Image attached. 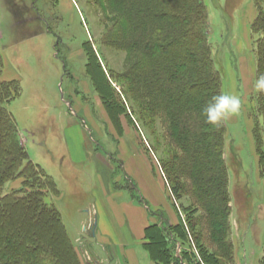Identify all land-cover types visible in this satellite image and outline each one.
<instances>
[{"label": "rangeland", "instance_id": "obj_1", "mask_svg": "<svg viewBox=\"0 0 264 264\" xmlns=\"http://www.w3.org/2000/svg\"><path fill=\"white\" fill-rule=\"evenodd\" d=\"M203 1L222 92L242 99L241 112L224 121L223 159L231 211L229 214L225 209L221 220L224 226L227 219L230 224L236 221L240 235L234 232V240L245 231L247 238L241 248L242 253H248L259 246L264 230V174L260 172L255 134L262 118L253 87V72L258 74L256 41L262 33H254L251 27L259 11L264 14V4L256 6L253 0ZM119 10L106 0H0V81L17 80L21 88L20 96L7 110L30 160L55 183L58 193L48 194L44 202L59 211L82 264H94L93 260L98 264H157L153 258L158 253L144 246L145 229L141 232L143 224L154 221L162 227H186L183 245L170 235L176 264H202L201 251L196 249L186 222L187 217L191 221L206 218L208 210L194 204L189 182L184 184L186 195L179 200L172 197L160 170V160H165L170 150L162 118L151 116L146 121L140 117L135 100L123 95L128 87L118 79L113 86L126 104L127 116L121 118L122 130L117 134L86 73L85 42H90L104 69L119 76L137 69L142 55L120 47L116 30H124L126 22ZM186 49L192 53L189 46ZM144 154L154 176L141 161ZM127 166L139 168L137 178L146 190L143 197ZM21 184L22 180L10 182L5 192ZM107 216L112 217L110 224ZM9 220L12 222L0 223V248L4 241L14 240L25 241L30 247L34 239L44 244L45 235L26 217L17 214ZM28 221L30 237L22 229ZM91 223L96 227L95 238L90 236ZM200 228L207 238L202 252L230 264L219 255V243L228 244L227 234L215 238L204 225Z\"/></svg>", "mask_w": 264, "mask_h": 264}, {"label": "trees", "instance_id": "obj_2", "mask_svg": "<svg viewBox=\"0 0 264 264\" xmlns=\"http://www.w3.org/2000/svg\"><path fill=\"white\" fill-rule=\"evenodd\" d=\"M106 2L112 8L120 9L126 22L124 30H116L122 41L120 47L137 52L142 58L137 69L130 71L127 76H119L103 68L90 42L82 45L88 58L86 73L105 115L116 133L120 134L121 118L127 116V109L113 86L119 79L128 87L127 94L123 92V95L135 100V110L140 117L145 120L151 116L162 118L170 150L166 159L160 160V170L170 193L179 200L189 190L193 193L194 204H201L208 210L206 218L191 221L187 217L188 233L196 249L201 252L202 246L207 244V238L200 230L202 225L215 238L227 234L228 244L219 243V255L231 264L234 260L231 224L227 219L225 227L221 220L225 209L229 214L231 211L229 177L223 159L227 129L224 122L214 127L206 123L201 115V109L210 97L222 92V76L215 65L209 41L207 6L203 0ZM253 2L256 6L264 4V0ZM251 27L254 33H262L256 41L255 54L258 74H264L262 11H259ZM105 45L109 46L106 42ZM188 46L193 54L186 49ZM191 58L193 61L189 62ZM1 74L0 52V77ZM20 94L18 81H0V223L5 220L12 222L9 220L11 216L21 214L31 221L34 228L36 225L39 234L45 235V241L43 244L34 239L31 247L25 241H4L0 248V264H6L7 261L10 264H82L59 211L44 202L48 194L58 193L55 183L39 165L30 160L15 120L7 110V105ZM258 96V113L262 121L256 125L255 134L260 172L264 174V92H258ZM16 180H22L20 188L5 192V186ZM185 182L190 184L188 190ZM28 225L29 221L22 229L24 235L30 237ZM185 229L183 224L162 227V223H153L145 228L144 246L152 247L158 253L153 258L157 264L177 263L172 256L170 243L174 237L183 245L187 237ZM201 252L199 256L202 264H224L215 260L217 257H209L203 252L201 255ZM182 256L188 258L185 252H182ZM258 264H264V256Z\"/></svg>", "mask_w": 264, "mask_h": 264}, {"label": "clouds", "instance_id": "obj_3", "mask_svg": "<svg viewBox=\"0 0 264 264\" xmlns=\"http://www.w3.org/2000/svg\"><path fill=\"white\" fill-rule=\"evenodd\" d=\"M253 87L257 92H264V74L253 72ZM242 110V99L239 95L221 92L213 95L201 109L205 122L217 127Z\"/></svg>", "mask_w": 264, "mask_h": 264}, {"label": "crops", "instance_id": "obj_4", "mask_svg": "<svg viewBox=\"0 0 264 264\" xmlns=\"http://www.w3.org/2000/svg\"><path fill=\"white\" fill-rule=\"evenodd\" d=\"M11 81H13V80H11ZM5 82H8V81H5ZM141 161H142L143 164L146 163V165L150 169L149 174H152L151 168L148 165L147 157L145 156V154H144V156L141 157ZM125 162H126V164L127 163L128 164H131V160H125ZM127 168H129V167L127 166ZM134 170H133V167L132 168L131 167L129 168L130 173L132 174L133 178L136 180V182H137V184L139 186V191L141 193V196L142 195H145L146 194V190H145L144 186L141 185V183H140L141 181L138 180V178H137V172L139 171V168H135ZM107 215H109V214L107 213ZM107 219H108V222L110 224L111 223V220H112V217L111 216H107ZM261 221H264V217L261 218ZM158 224L160 225V223H158ZM149 225H151V224H149ZM149 225L148 224L146 225V223L143 224V227L141 229V232H142L143 229L147 228ZM90 226H93V230L90 231L91 232L90 233V236H93V238H95L96 236L94 237V230H95L96 227H95V225L93 223H91ZM234 232H236L237 234L240 235V230H238V226H237L236 221H232V223H231L230 239H231V241H232V243L234 245V260H233V262L231 264H258L259 259L264 256V230H263V232H262V234L260 236L259 246L257 248H254V246H253L252 249L248 253H245V252L242 253V248H241L242 240L243 239L245 240L247 238V237H245V231H243V234H242V237L241 238L238 236L237 240L236 239L234 240V238H233L234 237L233 236V233ZM142 235L143 234L140 233V238H142ZM106 241H107V243L110 242L108 240H106ZM131 241L132 240H130V242ZM88 257L90 259V256H88ZM111 259L114 260L113 257ZM93 262H94V264H98L99 263L98 260H96V261L93 260Z\"/></svg>", "mask_w": 264, "mask_h": 264}]
</instances>
